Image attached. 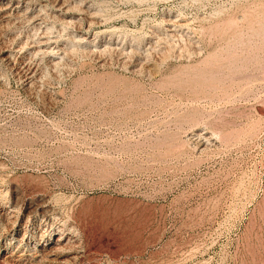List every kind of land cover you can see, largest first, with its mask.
Here are the masks:
<instances>
[{"label": "rangeland", "instance_id": "1", "mask_svg": "<svg viewBox=\"0 0 264 264\" xmlns=\"http://www.w3.org/2000/svg\"><path fill=\"white\" fill-rule=\"evenodd\" d=\"M0 264H264V0H0Z\"/></svg>", "mask_w": 264, "mask_h": 264}, {"label": "bare ground", "instance_id": "2", "mask_svg": "<svg viewBox=\"0 0 264 264\" xmlns=\"http://www.w3.org/2000/svg\"><path fill=\"white\" fill-rule=\"evenodd\" d=\"M3 6V5H2ZM18 11V10H17ZM5 12H7V11H5ZM4 12V13H5ZM9 12H10V10H9ZM19 12V11H18ZM21 13V12H20ZM10 14V13H9ZM18 14V13H17ZM4 15V14H3ZM6 15V14H5ZM7 15H8V13H7ZM16 15V14H15ZM18 18V17H17ZM124 214V213H123ZM122 217V216H121ZM131 218V217H130Z\"/></svg>", "mask_w": 264, "mask_h": 264}]
</instances>
